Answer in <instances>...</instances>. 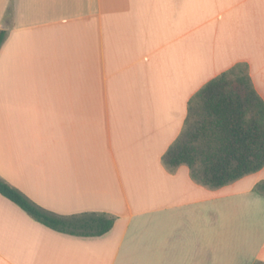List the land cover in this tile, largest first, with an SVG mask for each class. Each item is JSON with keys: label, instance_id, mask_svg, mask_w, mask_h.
I'll return each mask as SVG.
<instances>
[{"label": "crops", "instance_id": "1", "mask_svg": "<svg viewBox=\"0 0 264 264\" xmlns=\"http://www.w3.org/2000/svg\"><path fill=\"white\" fill-rule=\"evenodd\" d=\"M9 14V15H8ZM0 264H264V167L218 188L164 156L196 94L239 67L264 100V0H0Z\"/></svg>", "mask_w": 264, "mask_h": 264}, {"label": "trees", "instance_id": "2", "mask_svg": "<svg viewBox=\"0 0 264 264\" xmlns=\"http://www.w3.org/2000/svg\"><path fill=\"white\" fill-rule=\"evenodd\" d=\"M6 33L0 31V47ZM164 160L170 168L188 165L193 178L211 188L264 167V100L245 70L234 67L196 94L186 126ZM257 189L264 192V181ZM0 193L45 225L63 232L102 235L114 223L101 213L62 216L49 212L1 178Z\"/></svg>", "mask_w": 264, "mask_h": 264}]
</instances>
